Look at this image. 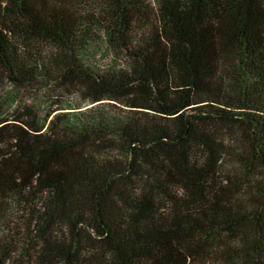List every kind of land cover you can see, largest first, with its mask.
<instances>
[{"label": "trees", "instance_id": "16d2710c", "mask_svg": "<svg viewBox=\"0 0 264 264\" xmlns=\"http://www.w3.org/2000/svg\"><path fill=\"white\" fill-rule=\"evenodd\" d=\"M0 264H264V0H0Z\"/></svg>", "mask_w": 264, "mask_h": 264}]
</instances>
